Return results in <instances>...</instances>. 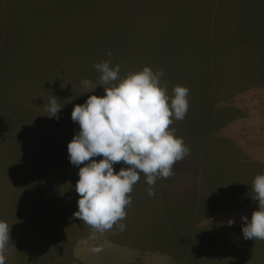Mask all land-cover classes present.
I'll return each instance as SVG.
<instances>
[{"label": "rangeland", "instance_id": "374dc122", "mask_svg": "<svg viewBox=\"0 0 264 264\" xmlns=\"http://www.w3.org/2000/svg\"><path fill=\"white\" fill-rule=\"evenodd\" d=\"M160 3L171 16L161 18ZM103 61L119 64L122 78L162 70L170 97L189 89L185 118L170 129L190 152L173 177L157 179L154 197L140 173L118 222L125 230L92 239L73 216L80 166L67 145L79 131L73 107L104 94L82 84L100 82ZM53 96L58 119L47 116ZM258 174L264 0H0V221L14 246L6 264H264V240H245L241 220L258 207ZM105 240L111 247L89 250Z\"/></svg>", "mask_w": 264, "mask_h": 264}, {"label": "clouds", "instance_id": "9594fccd", "mask_svg": "<svg viewBox=\"0 0 264 264\" xmlns=\"http://www.w3.org/2000/svg\"><path fill=\"white\" fill-rule=\"evenodd\" d=\"M94 67L100 73V82L93 86L89 80L82 81L83 92H93L99 85L104 94H91L73 107L71 118L79 124V131L67 145L70 163L80 166L75 185L78 210L73 216L91 227L92 239L114 225L121 232L125 230L126 225L118 222L127 216L126 207L132 203L129 194L140 173L146 177L148 195L154 197L157 179L173 177L174 166L190 152L183 138L170 129L173 121L183 120L188 111L187 87L175 86L170 97L167 85L160 80L162 70L153 72L145 66L122 78L119 64L113 67L110 61H103ZM62 107L53 96L47 116L58 119ZM121 162L128 167L115 171L114 165ZM251 199L258 207L250 219L241 217L243 238L264 240V174L254 178ZM233 223V219L227 221L228 226ZM10 227L0 221V264H6L7 248L14 247ZM105 247H111V242L105 240L89 250L99 254Z\"/></svg>", "mask_w": 264, "mask_h": 264}, {"label": "crops", "instance_id": "0c3cea01", "mask_svg": "<svg viewBox=\"0 0 264 264\" xmlns=\"http://www.w3.org/2000/svg\"><path fill=\"white\" fill-rule=\"evenodd\" d=\"M173 1H174V0H173ZM162 2H164V1H162ZM154 6H155V5H154ZM163 6H165V5H164V4H161V3H160V5H156L157 9H158L159 11H161L159 15L161 16L162 19H165L166 17H169V16H171V15H168V12H166V11L164 10V7H163ZM162 7H163V8H162ZM142 14H143L146 18H148V19L150 20L151 25H149V28H153V27L155 26L154 19L151 18L150 16L144 14V13H142Z\"/></svg>", "mask_w": 264, "mask_h": 264}]
</instances>
